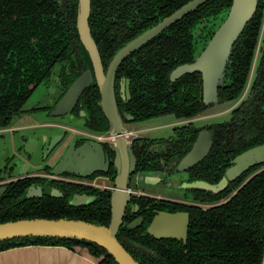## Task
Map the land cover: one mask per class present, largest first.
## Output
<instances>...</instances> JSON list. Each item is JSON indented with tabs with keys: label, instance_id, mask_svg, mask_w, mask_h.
Here are the masks:
<instances>
[{
	"label": "flooded vegetation",
	"instance_id": "af4514ba",
	"mask_svg": "<svg viewBox=\"0 0 264 264\" xmlns=\"http://www.w3.org/2000/svg\"><path fill=\"white\" fill-rule=\"evenodd\" d=\"M16 1H21V0H16ZM53 1L56 2V4L59 6L60 13L66 14L65 7L67 9H72L71 8L72 0H70V4L68 7H67V0H53ZM155 3L157 7L160 6V2L158 0L155 1ZM105 6L109 7V5H106L105 3H103L102 7L100 8L92 6L90 0V13L88 18V24H89L90 32H91V27L95 29L96 32H100V34L99 33L97 34V40L99 41L103 39L105 42H108L109 40L113 39L114 35L115 36L118 35V32L120 31L122 25H123L122 29H124L125 27L134 29L135 27L147 23L151 19H154V16L156 17L157 15L155 11L151 12L150 15H147L145 14V12H141L133 8L134 6L130 7V10L127 9L125 11L119 9L110 10V8H107ZM95 9H98L97 12L94 11ZM223 14H224V10L212 14L210 17H208L207 20L203 21V23L207 21L214 23V29H215L219 25V23L223 20L224 17ZM54 16H56L54 19L47 20L46 17L43 14H41L40 17L36 19V21L40 23L48 22L49 26L50 25L54 26L57 24L59 27H61L62 25L61 21H58V13H53V17ZM76 16H77V4H76ZM76 16H75V24H74L75 35L70 33L69 35H64V37H62L63 41L66 42L69 47L68 56L65 57L63 60L56 62L51 67L50 72L47 76H45L43 79L41 78L39 81L38 79L29 80L28 75L21 74V70L19 68V70H15L10 75V77H8L7 83L11 90H13L14 88L17 93L26 90H31V92L29 93L27 99L24 101L23 105L17 111H14L9 115V117L7 118L8 119L7 123L0 124V138L7 131L10 132L14 131V128L12 126V121L14 117L21 116L23 114V112L25 111L23 106L25 105L29 97L32 95V93L39 85L48 81L53 71L56 70L58 76V94L54 97L53 103L51 104L43 103L41 106L34 107L32 110L34 109L48 110V113H50L51 115L53 106H55V104L61 98L63 93L67 90V88L72 83V81L80 74V72L90 67V66L87 67L84 66V61L81 59V56L79 55L78 43L80 42V39L77 30ZM254 16H257L260 20V27L257 34L256 44L252 48L251 54H249L250 48L249 46H246L244 44L247 37L245 36L242 37V33L245 29L244 28L242 33L240 34V36L237 38V40L234 42L232 46L229 60L224 70L223 85L217 88V94L215 99H212L208 103L204 102L203 91H202V79L200 73L196 72V73L184 74L185 76H188L190 74H195L196 76L195 77L196 84H199L198 92L197 94L191 93L190 91L188 92L189 94L191 93L192 97H197L199 110L197 111V114H195L192 117H188L186 115L185 119H183L181 122L185 124L194 122V120L206 116L204 115V111H206V109L211 108L217 104L229 102L232 104L229 107H227L226 111H229L230 113L227 121H232L230 133H232L234 137L235 135H238V137L239 135L240 137H244L243 135L244 134L243 128H245L244 121L246 122L252 119L253 114L256 112L260 113V115L264 117V102H262L264 98V84L262 85L263 86L262 89L259 86L258 88L255 87V85L253 84L255 75H258L260 73V68L264 67V0H257L256 10L253 16L251 17V19L249 20V22L252 20ZM16 19L17 16L12 15V17L7 19L6 21L13 22ZM159 20L160 19H157L156 21H151V23L146 28L153 26ZM62 23L66 24L67 27H70L73 24V20L66 18V20ZM44 24L41 25L43 26ZM111 27H114V32L111 31L112 30ZM167 29H165L163 32L159 33L158 35L164 33ZM59 31L60 30H58V32ZM212 34L213 31L209 35L203 34L201 32L199 33L198 37H196L194 40H191L192 41L191 50L192 52L193 50H195V53L191 52L189 56H185V60H184V56H182L183 58L177 57L172 59V57L170 56L163 55L153 60L145 58L144 59L145 62L142 63L141 58L143 57V52L142 51L136 52L135 50V52L134 51L131 52L119 63L115 72L114 92H115V99H116L118 111L120 113L121 118L124 121L123 125L125 126V128L126 127L129 128V126L132 125L137 126L139 123L149 120L153 117L166 115V114H172L174 115V117H176L179 120L182 119L183 116L180 117L177 115V112H173L172 104L174 97H173V93L171 92L174 88L176 90V86L174 87L173 85L174 82H176L179 78H181L184 75L176 78L175 80H171L170 73L178 65L191 62L195 57L196 53L207 46ZM158 35H156L154 38H156ZM154 38H152L150 41H152ZM32 39H34V37H32ZM150 41H148L142 47L146 46ZM147 48L150 49L152 47H147ZM147 48H145V50H149ZM246 57L249 58H248L245 80L241 90L238 93H235L236 86L233 85L234 84L233 78L238 74L237 69L235 68L239 64V61H241V58H246ZM111 59L112 57L110 58V60ZM110 60L106 63V66L103 65L104 70L107 68ZM236 60H238V62ZM34 73L38 74L39 72L38 71L35 72L34 70ZM15 74H17V76H15ZM134 76L138 77L136 79L137 80L136 82L135 79L133 78ZM189 84L193 85L194 82H189ZM89 86L90 85H88L82 91V93L78 96L75 103L72 105L70 109H68L63 114L51 115V116H64L69 114L71 116L70 117L71 119L72 118L74 119L75 117H81L83 121L82 125L84 126V130L68 128L71 130L70 133H68L65 130V133L69 134V139L66 143L67 145L65 146V148L57 147L58 143L55 144L50 149L48 147V142H45L44 143L45 145H42V142L29 143L30 150L29 148H27V150L29 152H35V154H37L35 156V159H39L38 154L40 155L41 152H45V153L67 152L66 148L68 147L70 140H73L74 142V136L75 137L87 136L95 139L97 138L98 140L103 142H105L109 138L108 135H105L108 129L103 128V125L99 124L95 116L93 115V108H92V101L90 94L91 90ZM95 86H96V92L94 91V93L96 94L98 92L100 99L99 88L96 84ZM189 88L190 86L185 85V89L190 90ZM147 98L149 99L151 98V102H148L149 100H147ZM49 125L58 126L57 123H49ZM207 125H202L205 126L203 129L209 130L206 127ZM19 126H23V125H19ZM136 131H140V130L135 129L133 131L129 128L128 133L132 134L133 132ZM29 137L30 140L31 139L34 140V138L31 135H29ZM234 141H236V139H234ZM75 142L76 143H74V149L73 150L71 149L69 152H86L83 150L78 151L76 149L77 146H79L82 142H84L83 139ZM212 142H213V137H212ZM135 144L136 143H133L132 145V151L135 157V167H134L135 170L133 174L135 175L128 185V188L130 189L129 202L124 210L120 235L119 236L117 235V237L122 243V245L131 253V255L140 264H171V262L173 261L171 257L175 255V252L176 254L179 253L180 255L179 258L181 257V262H179V264H260L263 248H264V162L250 166L244 172H242L236 178H234L232 181H228L227 184L221 185L219 189L215 192H211L203 189L191 188L189 185L197 180H203L211 184L218 183L224 176L225 170L232 164V160L237 155L242 153L244 150L240 152H216L218 153L217 159H215V156H212L214 153L207 152V154L201 160H199L194 165L185 169L184 172L185 176H182L178 173L180 176L179 178H181L180 181H178L179 183L178 185L185 184V187H183V189L185 190V193L189 194L190 198L188 199L185 198V200L182 201L181 200L174 201L175 199L159 197L157 194L151 195V194L143 193L142 191L140 193L135 191L133 186L136 187L139 185V183H143L140 181L137 182V176L143 172H147V173L149 172L148 170L141 169L143 167H140V163H139L140 157H139V153L137 152L138 150L137 145ZM21 145H22V141L21 144L17 147V149L14 146V153L11 157V159H13L14 162L20 161L21 163L22 161V163H24L22 158L19 157L17 153V152H27V150L21 147ZM153 149L155 150V148ZM104 152L106 153L105 160L108 162L107 172L106 173L96 172L90 177H86V178L84 177L82 178L74 174L63 173L56 176L53 179H48L49 167L45 163H42V166L31 165L37 168L38 171L36 173L28 172V169L31 166L27 168L26 171L28 172L27 175L29 174L28 175L29 177H27V175L19 178L13 177L11 176L12 169L11 171L5 169L3 173L0 171V186L5 187V191L0 198L4 196L7 186L16 180L24 179L23 184L25 185L24 187L25 191L32 184H37L38 186L42 187V193L39 196L24 198V192H25L24 191L23 194L19 196H15V201L14 200L9 201L10 199H7V202L9 201V203H6L8 204L6 210L7 209L18 210V208L16 207H18L19 202H21L22 200H25L23 203L25 205L23 204L21 205V211H24V208H28V210L33 211L37 209H46L47 207H51L53 205H58V204L61 205L62 202H60V200H64V199H66V203L67 205H69V199L73 195H77V194L78 195L83 194V195L91 196L93 198L87 204H81L79 206H72V207H81L91 204L96 199V195L99 197L100 193L101 195L103 194L105 195V197L108 198L110 204L111 191H109L110 190L109 188L113 186L114 177H115V166L113 163L114 152L110 150L108 147L105 148ZM161 153L162 152H155L154 160H157V156L160 155ZM186 153L187 152H185V154ZM178 159H179L178 156H172L168 160L165 159L161 160L164 162L165 166L161 170H157L159 171L158 173L155 172V174L161 178L160 180H157L155 183L157 182L164 184L169 183L170 185L174 183L173 180H170L171 169H172L171 163L172 161ZM44 160H46V158L42 157V161ZM69 167L72 169L78 168L73 163ZM206 167H208L207 170H205ZM201 170H204L208 174L209 179L213 178V181L202 178L203 174L199 172ZM5 173L8 174V176L4 177L3 174ZM257 174L258 175L261 174L260 175L261 179H256L260 177L257 176ZM96 176H101L102 179H107L108 180L107 184H102V185L96 184L94 182V178ZM254 179L256 180L253 181ZM50 190L51 191L55 190V193L58 195L56 196L49 195L48 191ZM239 193L245 197L238 198L237 195ZM174 202H180L182 204H176ZM246 202H253V205H250L248 203L247 206L244 205L241 206V208H244L245 210L249 209V211H251V213H249L248 215L241 214L237 210L238 203H246ZM66 203L63 202V204ZM166 212L167 213L184 212L187 215V221L185 223L186 224L185 239H178L168 236L158 238L149 233L146 234L147 226L149 225L153 217L162 213L167 214ZM130 223H134V227L132 228L129 227L128 225ZM146 223L148 224L145 226ZM127 228L133 229L135 232H140L143 234L145 233L147 235V238L150 240L148 245L139 243L136 240L135 242L139 243V245L136 246L133 243L132 245L135 247L130 245L124 236V231ZM156 229H161V228L156 227ZM144 230L145 232H143ZM156 231L158 232V230ZM247 236H250L248 244L244 242V238H246ZM53 238L58 239V238H66V237H53ZM176 240L180 241L183 245L181 248L182 250L180 252H178L177 249H174L172 247V241H176ZM30 245L64 246L67 248H74L76 246H80L86 248L87 251L91 255H93L89 251V248L86 245L74 244V243L64 245L59 243V240L45 241L43 236H26L23 238L14 237V238L2 239L0 240V252L14 247L30 246ZM95 257H100V260L102 259V256H95Z\"/></svg>",
	"mask_w": 264,
	"mask_h": 264
},
{
	"label": "water",
	"instance_id": "95a60500",
	"mask_svg": "<svg viewBox=\"0 0 264 264\" xmlns=\"http://www.w3.org/2000/svg\"><path fill=\"white\" fill-rule=\"evenodd\" d=\"M206 1L207 0H189L171 14L161 18L153 26L141 31L114 53L107 68L104 70L99 50L92 38L88 24L90 0H78L76 16L77 30L82 48L90 60V67L80 72L72 81L55 106H53L51 115L63 114L66 112L72 107L82 91L88 85L95 83L100 92L98 105L108 120L109 125L105 135H108L109 138L103 142L97 138L74 136V142L70 140L66 148L67 152H41L40 155L38 154L39 159H35L37 154L27 150V148H29V143L42 142V145H45L44 143L48 142L49 149L58 143L57 147L65 148L69 139V134L65 133V130L62 132L58 131L57 133L54 132L53 134L44 133L33 137L34 140H30V134H24L21 137V147L27 150V152L17 153L24 161L26 168L24 167L21 171L22 175L19 177L26 176L28 173L26 169L31 165L42 166V163L47 164L49 167L48 179H53L63 173L74 174L82 178L90 177L96 172L106 173L108 162L105 160L106 153L104 150L108 147L114 152L113 163L115 166L113 186L109 188L110 190L108 189L111 191L110 220L108 224L89 222L83 219L68 218L65 216L58 218L32 217L7 220L0 222V240L14 237L23 238L26 236L74 238L94 243L103 248L112 256L117 264H140L117 238L124 210L129 202L130 189L128 185L135 175L133 174L135 170V157L132 151V142L135 139L145 140L143 145L146 146V150L154 152L155 150L153 147L155 145L161 144L166 140L170 143L174 137L172 135L169 137L155 138L146 136L130 137L131 134L128 133L129 128H125L123 125L124 121L120 116L116 104L114 92L115 72L119 63L127 55L145 45L156 35L170 27L174 22L180 20L183 16H186ZM256 7L257 0H231L230 5L224 10L223 20L221 22L219 20L220 23L213 30V34L207 46L197 52L191 62L180 64L175 67L170 73V79L175 80L187 73H200L204 102L208 103L212 99H215L217 88L223 85L224 70L229 60L232 46L253 16ZM182 120L183 119L177 121L181 122ZM171 123H175V120L169 121L168 124ZM166 124L167 123H164L162 126ZM192 124L197 128L202 127L201 125H196L194 122H192ZM183 125H185V123L174 126L173 132ZM159 126L160 125H153L147 126V128L154 129L159 128ZM81 139H83L84 142L77 146L76 149L86 152H69L71 149H74L75 141ZM211 145V132L201 128L187 153L178 160L172 161L170 180H173L174 184L177 182L178 185V181L181 179L179 178V174L182 172L184 173L185 169L201 160L207 152H209ZM42 157H45L46 160L42 161ZM263 162L264 143L252 146L237 155L232 160V164L225 170L224 176L218 183L211 184L203 180H197L192 182L189 186L191 188L215 192L221 185H225L228 181H232L250 166ZM72 163L78 168H70L69 166L72 165ZM160 163L162 168H164V162L160 161ZM14 164L18 167L16 162ZM155 172L158 173L159 171L153 170L148 173H141L137 176V182L140 181L147 184L155 183L157 180L161 179ZM28 175L27 177H29ZM181 187H185V184ZM4 191L5 187L0 186V197ZM41 193L42 187L37 184H32L24 192V198L39 196ZM48 194L52 196L58 195L55 193V190L48 191ZM92 198L91 196L83 194L73 195L69 199V205L79 206L81 204H87ZM174 201L177 200L175 199ZM186 221L187 215L184 212L162 213L153 217L146 231L158 238L168 236L185 239ZM128 226L132 228L134 227V223H130ZM156 227L161 229H156ZM156 230H158V232ZM130 243L136 246L139 245V243L135 241H131ZM96 258L100 261V257ZM260 264H264V248Z\"/></svg>",
	"mask_w": 264,
	"mask_h": 264
},
{
	"label": "trees",
	"instance_id": "16d2710c",
	"mask_svg": "<svg viewBox=\"0 0 264 264\" xmlns=\"http://www.w3.org/2000/svg\"><path fill=\"white\" fill-rule=\"evenodd\" d=\"M155 1L157 0H91V5L98 8L102 7V4L105 3L106 5H109V7H105L110 8V10L119 9L125 11L127 9L130 10V7L134 6L133 8L141 12H145L147 15H150V13L153 11L157 13L156 17L154 16V19H151L147 23L135 27L134 29L128 27L122 29V25L118 35H114L113 39L109 40L108 42H105L103 39L100 41L97 40V34H100V32H96L95 29L91 27V34L97 43L104 66H106V63L122 45L127 43L131 38L144 30L151 23V21H156L157 19H161L162 17L169 15L188 0H158L160 2V6L158 7L156 6ZM230 3L231 0H207L196 10L190 12L172 24L170 28H168L164 33L158 35L146 46L136 50V52H143V57L141 58L142 63L145 62V58L153 60L163 55L170 56L172 59L177 57L183 58L182 56H184L185 60V56H189L192 52L191 40H194L196 37H198L199 33L201 32L203 34L209 35L214 29V23L208 21L203 23V21L207 20L212 14L225 10L230 5ZM69 4L70 0H67V7ZM76 4L77 0H72V9H67L65 7L66 14H63L60 13L59 6L53 0H0V124L7 123V118L9 115L12 112L17 111L23 105L24 101L31 92V90H26L17 93L14 88L11 90L7 83L8 77H10V75L15 70H19L20 68L21 74L28 75L29 80L38 79L39 81L41 78L43 79L49 74L51 67L56 62H59L68 56L69 47L67 43L63 41L62 37H64V35H69L70 33L75 35L74 24L76 16ZM97 10L98 9H95L94 11L97 12ZM53 13H58V21H61V27H59L57 24L54 26H49L48 22L40 23L36 21V19H38L41 14H43L47 20L54 19L56 16L53 17ZM12 15L17 16V19L13 22L6 21L7 19L11 18ZM66 18L73 20V24L70 27H67L66 24L62 23L66 20ZM41 24L44 25L42 26ZM259 27L260 20L257 16H254L252 20L246 25L242 33V37H247L244 44L249 46V54H251L252 48L256 44ZM111 28V31L114 32V27ZM58 30L60 31L58 32ZM32 37H34V39H32ZM78 44L79 55L84 61V66H90V60L86 52L82 48L81 43L79 42ZM147 47L152 48L149 49ZM145 48L149 50H145ZM192 53H195V50H193ZM248 58L249 57L241 58V61H239V64L235 68L238 72V74L233 78V85L236 86L235 93H238L243 86L247 71ZM236 61L238 62V60ZM263 69L264 67L260 68V73L258 74L259 77L258 75H255L253 82L255 87L258 88L259 86L261 89L263 87L262 85L264 84ZM34 70L35 72L38 71L39 73L35 74ZM15 76H17V74H15ZM195 77V74H190L188 76L184 75L173 84L174 87L176 86V90L174 88V91L172 90L171 92L173 93L174 97L172 104L173 112H177V115L180 117L183 116L182 119H185L186 115L188 117L194 116L199 110L197 97H192L191 95V93L197 94L199 89V84H196ZM133 78L136 82L138 77L134 76ZM189 82H194V86L190 85ZM185 85L190 86V90L185 89ZM89 88L91 90L90 94L93 115L95 116L98 123L103 125V128L108 129V120L98 105L99 93H94V91L96 92L95 83L91 84ZM188 91L191 93L189 94ZM147 100H149L148 102H151V98H147ZM262 102H264V98ZM231 123L232 121L226 120L206 126L213 137L212 146L209 152L214 153L212 156H215V159L218 157V153L216 152H240L252 146L264 143V117L260 115V113L256 112L253 114L252 119L246 122L244 121V137H240V135L239 137L238 135H235L234 137L232 133H230ZM204 127L205 126L197 128L192 124V122H190L177 128L173 135L174 138L172 141H170V143L167 142V140L163 141L165 144H167V146L165 151L157 156V160H154L155 151L149 152L146 150V146L143 145L145 140H133V143H136L135 145H137L138 148L137 152L139 153L140 157V167H143L141 169L148 171L161 170L162 166L160 161L162 159L168 160L172 156H178L181 158L185 152L190 149L198 131ZM234 139H236V141H234ZM207 168L208 167H206L205 170H207ZM199 172L203 174L202 178L209 179L208 174L204 170ZM260 175L257 174V176ZM256 179H261V176ZM209 180L213 181V178ZM23 181L24 179H20L10 183V186H7L4 196L0 198V222L14 220L17 218H58L64 216L103 224H108L110 220V204L108 198L103 194L101 195V193L99 194V197L96 195L94 202L81 207H72L67 205L66 199H64L60 200V202H62L61 205H53L51 207H47L46 209H37L33 211L28 210V208H24V211H21V205L25 201L22 200L19 202L18 207H16L18 210H6L8 205L6 203H9L11 200L15 201V196H19L25 191V185L23 184ZM237 196L238 198L245 197L240 193ZM7 199L10 200L7 202ZM63 202L66 204H63ZM174 203L182 204L180 202ZM248 203L253 205V202L238 203V212L247 215L251 213L249 209L245 210L244 208H241L243 205L247 206ZM147 224L148 223H146L145 226ZM120 232L121 226L118 231L119 234H117L118 236L120 235ZM143 232H145V230ZM146 234L148 233L146 232ZM146 234L135 232L130 228H127L124 231L125 239L130 245H132L130 243L131 240H136L139 243L148 245L150 240L147 238ZM43 238L45 241L59 240V243L64 245L70 243L86 245L94 256H102L99 264H117L111 255L94 243L87 241L85 242L74 238ZM249 239L250 236H247L244 238V242L248 244ZM182 246L183 245L180 241H172V247L177 249L178 252L182 250ZM179 256V253L176 254L175 252V255L171 257L173 260L171 264H179V262H181V257L179 258Z\"/></svg>",
	"mask_w": 264,
	"mask_h": 264
},
{
	"label": "rangeland",
	"instance_id": "374dc122",
	"mask_svg": "<svg viewBox=\"0 0 264 264\" xmlns=\"http://www.w3.org/2000/svg\"><path fill=\"white\" fill-rule=\"evenodd\" d=\"M252 78V75H251ZM58 94V76L56 70L53 71L50 78L47 82L39 85L32 95L29 97L23 108L25 111L21 116H15L12 121V126L14 128L13 132L7 131L0 138V171L3 173L5 169L11 171V176L19 177L21 176V171L24 169V163H20L17 161L15 166V162L11 159L14 153V144L17 147L21 144V137L24 134H30L32 137L41 135V134H53L54 132L66 130L68 133L71 132V128L84 130V126L82 125L83 121L81 117H75L74 119L70 118L71 116H51L48 113V110L44 109H34V107H39L43 103L51 104L54 101V97ZM232 103L225 102L221 104H217L211 108L206 109L204 111L203 118H199L194 120L196 125H207L220 121H225L229 118V111H226L227 107H229ZM70 118V119H69ZM175 120V123L168 124L169 121ZM176 117L172 114L161 115L157 117H153L149 120L139 123L137 126H129L131 130L139 129L140 131L133 132L130 137L135 136H146V137H169L173 135V127L177 125H181L184 123L178 122ZM49 123H57L58 126L49 125ZM164 123L166 125L162 126ZM30 124V125H29ZM60 124V126H59ZM23 125V126H19ZM28 125V126H27ZM156 126L160 125L159 128L148 129L147 126ZM65 127V128H63ZM70 128V129H68ZM148 129V130H147ZM3 134V133H2ZM14 141V142H13ZM161 148L165 146V144L161 143ZM38 170L36 167L31 166L28 169V172L36 173ZM180 175L185 176V173H180ZM4 177L8 176V174H3ZM94 182L96 184L102 185L107 184V179H102L101 176H96L94 178ZM183 184L175 185L173 184H164V183H155V184H145L139 183L138 186L133 188L137 192H143L151 195H158L159 197H165L176 200H185L190 198L189 194L185 193V190L181 187Z\"/></svg>",
	"mask_w": 264,
	"mask_h": 264
},
{
	"label": "crops",
	"instance_id": "0c3cea01",
	"mask_svg": "<svg viewBox=\"0 0 264 264\" xmlns=\"http://www.w3.org/2000/svg\"><path fill=\"white\" fill-rule=\"evenodd\" d=\"M165 144V142H162ZM167 144L161 148L155 145V152H164ZM177 185V182H176ZM179 186V185H178ZM99 260L86 248L76 246H21L0 252V264H98Z\"/></svg>",
	"mask_w": 264,
	"mask_h": 264
}]
</instances>
